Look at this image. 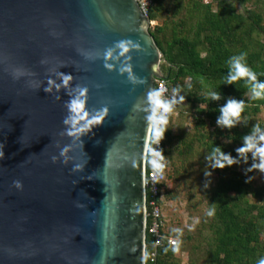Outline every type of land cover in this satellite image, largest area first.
<instances>
[{
  "label": "water",
  "instance_id": "water-1",
  "mask_svg": "<svg viewBox=\"0 0 264 264\" xmlns=\"http://www.w3.org/2000/svg\"><path fill=\"white\" fill-rule=\"evenodd\" d=\"M150 27L136 0H0V264H146Z\"/></svg>",
  "mask_w": 264,
  "mask_h": 264
},
{
  "label": "trees",
  "instance_id": "trees-1",
  "mask_svg": "<svg viewBox=\"0 0 264 264\" xmlns=\"http://www.w3.org/2000/svg\"><path fill=\"white\" fill-rule=\"evenodd\" d=\"M215 2L216 11L203 0H156L150 13L151 21L160 22L151 34L162 53L161 70L179 92L191 79L189 99L197 121L192 132L180 128L176 134L171 118L161 134L164 160L175 168L177 180L192 177L197 163L214 167L217 181L209 189L198 185L208 202L197 231L169 228L163 216L165 238L155 258L153 237L147 233L146 264H181L183 252L189 254L188 264H258L264 259V187L255 182L258 174H264L260 167L264 161L248 156L264 144V122L257 121L264 112V99L254 98L257 85L264 83L260 74L264 72V0ZM237 60L255 80L238 76L228 82ZM230 99L244 101L239 117H229L231 126L223 122L221 111ZM226 156L233 163L228 164ZM207 174L204 170L203 183L211 177ZM165 191L171 198L168 184ZM169 238L177 240L176 247Z\"/></svg>",
  "mask_w": 264,
  "mask_h": 264
},
{
  "label": "built area",
  "instance_id": "built-area-1",
  "mask_svg": "<svg viewBox=\"0 0 264 264\" xmlns=\"http://www.w3.org/2000/svg\"><path fill=\"white\" fill-rule=\"evenodd\" d=\"M147 18L150 20V13L156 5V0H136ZM206 5H214L215 0H203ZM150 24H156L150 20ZM155 89L157 94V102L154 113V119L146 155V173H145V189H146V231L153 237V253L152 257H156V251L162 247L164 240L165 221L163 219V199L165 184L168 181L171 167L164 160V149L161 134L164 128L169 124L173 117L174 107L179 102L180 92L173 88L167 79H155ZM164 101L165 105H161L160 101ZM166 105H170L167 107ZM264 148V144L260 148L250 150L248 156L252 159L264 161V153L259 149ZM175 242V243H174ZM168 243L176 247L177 240L169 238ZM147 259V246H146Z\"/></svg>",
  "mask_w": 264,
  "mask_h": 264
},
{
  "label": "rangeland",
  "instance_id": "rangeland-1",
  "mask_svg": "<svg viewBox=\"0 0 264 264\" xmlns=\"http://www.w3.org/2000/svg\"><path fill=\"white\" fill-rule=\"evenodd\" d=\"M213 7L216 11V2ZM155 22L156 24L151 25L150 32H153L156 25H160L159 21ZM191 84V79H187L180 91L183 99H181V101L177 104L173 113L172 124L176 134H179L180 128L188 133L197 128V121L195 119L196 111L192 106V101L189 99L191 94ZM200 107L204 108L205 105H201ZM257 121L264 122V112L260 114ZM208 130L212 129L209 128ZM202 166L200 167V165L196 163L192 169L193 172L195 171L192 177H187L186 179L181 178L180 180L176 179L175 168H171L166 184H168V188L173 193L170 195L171 198H168L164 189L163 199V213L166 224L169 228H173L178 231H184L186 229L197 231L201 225L202 214L207 211L208 198L204 195L205 191H203L202 188L198 190V188L200 185L204 186L205 189L215 187L217 181V175L213 173L214 167L211 165ZM204 170H207L211 175V177L207 179L206 183H203L202 173ZM206 176L209 177L208 174ZM255 182L257 187H264V174H258ZM191 201L192 204L190 207L189 203ZM179 255L182 262L181 264H188V252H183Z\"/></svg>",
  "mask_w": 264,
  "mask_h": 264
},
{
  "label": "clouds",
  "instance_id": "clouds-1",
  "mask_svg": "<svg viewBox=\"0 0 264 264\" xmlns=\"http://www.w3.org/2000/svg\"><path fill=\"white\" fill-rule=\"evenodd\" d=\"M244 56H247V53L243 54ZM261 75H264V72L260 73ZM238 76H251L253 80H255V75H253V72L249 70L248 67L245 66V64L241 63L239 60L235 63V69L234 74L228 78V82L236 81L238 79ZM210 95L213 98H218L219 94L216 92H211ZM254 98H261L264 99V83H259L255 89L254 92ZM183 99V97H181ZM161 105H165L164 101H160ZM243 105L244 101H237L235 99H230L225 106L221 108V111L224 114V120L223 122L229 126L233 123L232 120L229 119L230 116L239 117L240 113L243 111ZM167 107H170V105H166ZM264 139V137H262ZM251 146V145H250ZM241 151L243 149H240ZM217 152H221V149L219 147L216 148ZM261 153H264V148L259 149ZM225 159L227 160L228 164L233 163V160L230 156H226ZM220 167H223L224 164L221 163L219 165ZM261 168H264V164L260 165ZM175 243V242H174ZM258 264H264V259H261Z\"/></svg>",
  "mask_w": 264,
  "mask_h": 264
},
{
  "label": "crops",
  "instance_id": "crops-1",
  "mask_svg": "<svg viewBox=\"0 0 264 264\" xmlns=\"http://www.w3.org/2000/svg\"><path fill=\"white\" fill-rule=\"evenodd\" d=\"M174 110H175V108H174ZM174 112V111H173Z\"/></svg>",
  "mask_w": 264,
  "mask_h": 264
}]
</instances>
